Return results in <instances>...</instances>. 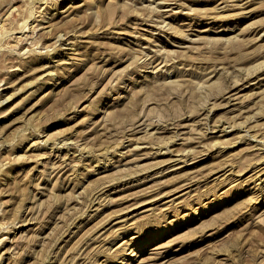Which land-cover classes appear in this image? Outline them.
<instances>
[{
	"label": "rangeland",
	"instance_id": "obj_1",
	"mask_svg": "<svg viewBox=\"0 0 264 264\" xmlns=\"http://www.w3.org/2000/svg\"><path fill=\"white\" fill-rule=\"evenodd\" d=\"M0 264H264V0H0Z\"/></svg>",
	"mask_w": 264,
	"mask_h": 264
},
{
	"label": "bare ground",
	"instance_id": "obj_2",
	"mask_svg": "<svg viewBox=\"0 0 264 264\" xmlns=\"http://www.w3.org/2000/svg\"><path fill=\"white\" fill-rule=\"evenodd\" d=\"M26 31V30H25ZM24 38V37H23ZM17 39V38H16ZM18 40V39H17ZM24 40V39H23ZM16 41V40H15ZM8 44V43H7ZM15 44V43H14ZM10 46V45H9ZM15 46V45H14ZM14 48V47H13Z\"/></svg>",
	"mask_w": 264,
	"mask_h": 264
}]
</instances>
